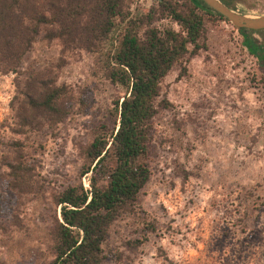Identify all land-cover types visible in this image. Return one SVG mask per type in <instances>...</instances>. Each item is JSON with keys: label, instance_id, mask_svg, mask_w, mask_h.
Returning a JSON list of instances; mask_svg holds the SVG:
<instances>
[{"label": "rangeland", "instance_id": "rangeland-1", "mask_svg": "<svg viewBox=\"0 0 264 264\" xmlns=\"http://www.w3.org/2000/svg\"><path fill=\"white\" fill-rule=\"evenodd\" d=\"M153 1L126 0L127 11H144ZM242 2L232 11L264 15V0ZM203 28L201 49L159 84L165 108L151 120L149 179L135 213L110 226L102 264H264V63L231 25L206 15ZM250 38L264 50V32ZM109 45L61 52L56 40L37 38L21 59L20 74L49 70L70 99L52 128L26 137L0 134L2 142L24 144L33 181L32 193L19 196L0 186V201L15 216L14 226L0 216V264H44L57 215L52 196L79 182L87 188L88 174L78 178L83 150L108 136L113 102L122 95L105 78ZM15 77L0 75V121L9 119Z\"/></svg>", "mask_w": 264, "mask_h": 264}, {"label": "trees", "instance_id": "trees-1", "mask_svg": "<svg viewBox=\"0 0 264 264\" xmlns=\"http://www.w3.org/2000/svg\"><path fill=\"white\" fill-rule=\"evenodd\" d=\"M218 1L231 10L243 3ZM127 5L126 0H0V75L16 76L9 119L0 121V134L26 137L52 128L67 113L70 93L55 85L52 72H18L37 38L56 40L61 52H92L110 43L105 78L122 89L113 102L108 136L94 138L83 150L86 165L78 178L88 174L87 188L80 182L67 185L51 198L57 215L53 212L48 229L50 258L44 264H102L101 245L110 226L135 213L138 194L149 179L151 120L165 108L159 99L161 80L201 49L203 16L229 24L200 0H154L133 15ZM158 20L166 23L157 28ZM234 29L243 35L248 53L264 63V50L250 38L264 30ZM0 147L7 150L0 155V186L14 196L32 193L24 144L11 138L0 141ZM4 213L14 226L15 216L0 201V216Z\"/></svg>", "mask_w": 264, "mask_h": 264}, {"label": "water", "instance_id": "water-1", "mask_svg": "<svg viewBox=\"0 0 264 264\" xmlns=\"http://www.w3.org/2000/svg\"><path fill=\"white\" fill-rule=\"evenodd\" d=\"M206 7L221 16L232 27L243 30H264V15L246 17L221 4L218 0H200Z\"/></svg>", "mask_w": 264, "mask_h": 264}, {"label": "bare ground", "instance_id": "bare-ground-1", "mask_svg": "<svg viewBox=\"0 0 264 264\" xmlns=\"http://www.w3.org/2000/svg\"><path fill=\"white\" fill-rule=\"evenodd\" d=\"M238 14H240V15H243V16H246V17H248L247 15H245L244 13H239V12H237Z\"/></svg>", "mask_w": 264, "mask_h": 264}]
</instances>
